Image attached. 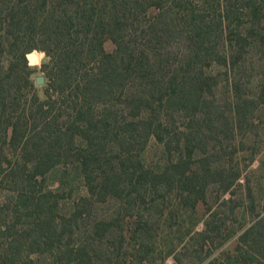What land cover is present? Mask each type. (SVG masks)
I'll return each mask as SVG.
<instances>
[{
	"label": "trees",
	"instance_id": "16d2710c",
	"mask_svg": "<svg viewBox=\"0 0 264 264\" xmlns=\"http://www.w3.org/2000/svg\"><path fill=\"white\" fill-rule=\"evenodd\" d=\"M263 120L264 0H0V264H264Z\"/></svg>",
	"mask_w": 264,
	"mask_h": 264
},
{
	"label": "rangeland",
	"instance_id": "374dc122",
	"mask_svg": "<svg viewBox=\"0 0 264 264\" xmlns=\"http://www.w3.org/2000/svg\"><path fill=\"white\" fill-rule=\"evenodd\" d=\"M114 45L108 40L105 42V48L107 50H112ZM43 53L39 57V62L35 64L37 67L40 66L42 60H43ZM42 74L40 71H38L36 75ZM252 136L246 137L244 140L248 142L251 140ZM256 144L258 146L257 154L255 157V160L249 164L247 167L246 171H244V175L248 174L247 178H249L251 184L254 186V190L256 192H260L259 190L264 189V120L262 121L260 127H259V133L258 136L256 137ZM159 145L154 142L153 140L150 141L149 146L146 150V160L149 163H154L156 160H158V151H159ZM245 154V160L247 159V153L244 152ZM244 183V182H243ZM81 191V189H78ZM242 191V190H241ZM240 191H238L239 193ZM5 194H7L6 188H1L0 187V201L5 197ZM202 208H199V213L202 212ZM249 215L247 214L246 216V221H249ZM202 225L199 224L197 226V229H201ZM230 245H232V242L227 243L225 246L221 248V250L229 248Z\"/></svg>",
	"mask_w": 264,
	"mask_h": 264
},
{
	"label": "water",
	"instance_id": "95a60500",
	"mask_svg": "<svg viewBox=\"0 0 264 264\" xmlns=\"http://www.w3.org/2000/svg\"><path fill=\"white\" fill-rule=\"evenodd\" d=\"M34 82L36 85H43L45 83V76L43 74H38L34 77Z\"/></svg>",
	"mask_w": 264,
	"mask_h": 264
}]
</instances>
